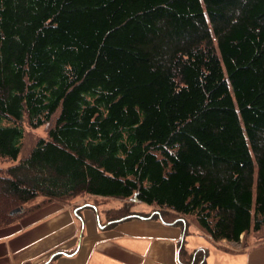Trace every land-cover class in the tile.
Here are the masks:
<instances>
[{
	"label": "trees",
	"instance_id": "trees-1",
	"mask_svg": "<svg viewBox=\"0 0 264 264\" xmlns=\"http://www.w3.org/2000/svg\"><path fill=\"white\" fill-rule=\"evenodd\" d=\"M23 121L49 125L25 155ZM5 162L0 229L94 197L123 201L103 229L263 245L264 0H0Z\"/></svg>",
	"mask_w": 264,
	"mask_h": 264
},
{
	"label": "crops",
	"instance_id": "crops-1",
	"mask_svg": "<svg viewBox=\"0 0 264 264\" xmlns=\"http://www.w3.org/2000/svg\"><path fill=\"white\" fill-rule=\"evenodd\" d=\"M102 204L95 210L87 199L53 203L0 229V264H179L181 228L135 218L103 229ZM246 242L241 237L237 247L225 241L217 244L240 251ZM253 260L263 263L264 257Z\"/></svg>",
	"mask_w": 264,
	"mask_h": 264
},
{
	"label": "rangeland",
	"instance_id": "rangeland-1",
	"mask_svg": "<svg viewBox=\"0 0 264 264\" xmlns=\"http://www.w3.org/2000/svg\"><path fill=\"white\" fill-rule=\"evenodd\" d=\"M21 125L25 131L22 144L23 155H25L29 152L38 138H46V132L49 128V125H44L36 129H31L25 121H23ZM11 164L13 163H0V167L6 168ZM83 199L84 201L87 199V203L96 206H99V202L102 201V206L106 209H110L111 207H119L123 203V201L118 199L104 201L101 199H95L94 197H78L75 199V201H82ZM132 203L134 205L133 210L143 212L150 211V208H147L142 204H136L134 202ZM100 208L101 207H99V209ZM228 243H230V245H235L236 247L238 246V243ZM184 247L190 251V254L199 250L203 251L205 253L203 254L202 259L203 264H264V244L257 245L254 244L251 239H249L240 251L237 249H232L231 247L226 248L225 246H221L220 244L211 241L203 234L201 235V233L192 225H188L187 233L184 235ZM253 259H261L263 263L255 262Z\"/></svg>",
	"mask_w": 264,
	"mask_h": 264
},
{
	"label": "water",
	"instance_id": "water-1",
	"mask_svg": "<svg viewBox=\"0 0 264 264\" xmlns=\"http://www.w3.org/2000/svg\"><path fill=\"white\" fill-rule=\"evenodd\" d=\"M19 210H15V211H13L14 213H17Z\"/></svg>",
	"mask_w": 264,
	"mask_h": 264
}]
</instances>
